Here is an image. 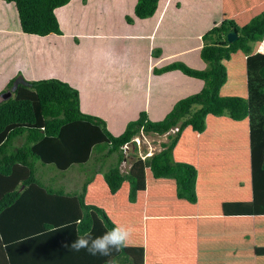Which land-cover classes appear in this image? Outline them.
Here are the masks:
<instances>
[{"label":"crops","instance_id":"obj_1","mask_svg":"<svg viewBox=\"0 0 264 264\" xmlns=\"http://www.w3.org/2000/svg\"><path fill=\"white\" fill-rule=\"evenodd\" d=\"M200 1L160 0L152 17L139 19L135 14L138 0H71L66 6L55 10L63 35L40 37L24 33L18 11L11 7L14 4H5L0 0V22L10 21L8 14L17 20V24L14 21L17 27L0 25V94L8 89L13 79L18 83L58 79L79 91L82 113L103 119L114 136L124 133L128 124L137 120L141 113H146L151 121H162L177 104V100L195 92L199 93L204 87V81L189 77L181 71L157 74L156 70L177 62L195 70L208 68L201 57L205 45L203 36L214 27L204 29V21L209 11L207 6L213 5L220 9L219 24L231 19L239 26H245L264 12V0H214V4L212 0H205L203 3ZM175 3L177 6L174 8ZM193 9L197 11L194 20L191 17ZM206 9L208 10L205 11ZM174 10L179 14L174 13ZM181 12L190 14L180 27L175 20L179 19ZM214 25L217 26V23ZM244 55L243 53L246 61ZM235 58L233 56L231 59L234 65ZM225 64L227 66V62ZM247 94L246 84L242 96ZM191 133L198 140L196 146L199 153H196L199 157L195 161L183 160L184 156H181L185 153L182 145ZM166 139L168 140V135ZM167 140L161 142L160 149ZM224 140H228L229 146L233 148L229 151L228 159H232L230 164L235 161L238 165H250L245 167L247 175L250 171L249 179L250 176L252 178L249 119L234 121L227 116L209 115L204 133H195L191 127L183 132L174 151L175 161L194 163L197 170L205 168V164L211 163V157L204 159L200 154L206 150L219 151V146L226 147ZM212 142L216 145L213 150ZM221 157L225 159L222 154ZM218 159L222 161L221 158ZM147 173L151 176L152 172L150 169L146 170V190L138 193L135 203L129 201V182H124L121 189L112 194L104 175L98 173L89 183L85 196L87 205L100 207L109 213L120 215L129 211L123 208H131L134 214L140 212L144 216V243L132 246L144 247L145 264H165L164 261L174 259L185 262L187 257L183 254L180 256V252L194 245L202 253L197 256V259L200 258L198 264H219L224 259L220 249L230 241L220 231L214 232L218 223L224 224L226 228L241 226L235 243L239 246L242 238H250L248 242L243 240L240 247L248 252H252L248 247L255 250L247 264H264V215L249 217L223 214L225 203L253 200L250 187L249 190L242 187L243 179L239 180L240 189L236 185H223L221 189L213 190L209 187L211 190L207 192L208 186L197 177L198 200L191 204L177 198L174 179H157L159 183H155L150 176L147 180ZM63 177L65 178L61 176ZM84 184L85 182L81 183L76 190V186L72 188L71 184L66 186L63 183L59 190L80 193ZM165 189L172 193V198L162 195ZM166 199H170L174 206L173 211L167 214L162 213V209L168 206ZM208 200H213L214 205H207ZM108 216L111 219L109 214ZM119 224H124V221ZM202 224H208L204 231L201 229ZM158 227L161 232L157 230ZM194 227H197L195 232ZM179 228H187L185 239L177 237ZM172 232H175L174 239H170L167 244H160L162 241L159 242L158 239L165 236L168 240ZM229 235L236 237L234 230ZM56 238L49 240L50 245L47 246H50V257L45 258L43 264H48L51 260H55L52 264H131L123 257L118 260V257L107 259L103 253L100 256V250L93 248L97 243L90 236L80 237L83 240L79 243L71 244L68 241L60 247H56L57 243H54ZM44 239L43 242H46ZM126 245L129 246L127 243ZM150 246L155 252L157 250L158 253H164V257H149L147 250ZM237 257L240 258L239 255Z\"/></svg>","mask_w":264,"mask_h":264},{"label":"trees","instance_id":"obj_2","mask_svg":"<svg viewBox=\"0 0 264 264\" xmlns=\"http://www.w3.org/2000/svg\"><path fill=\"white\" fill-rule=\"evenodd\" d=\"M1 1L16 6L24 33L40 37L63 35L55 10L71 0ZM159 1L138 0L136 16L152 17ZM233 31L239 38L230 44L227 35ZM203 40L201 57L208 64L206 70L178 62L156 70L157 74L181 71L204 81L203 89L180 100L162 121H151L141 113L120 136H114L103 119L82 113L79 91L58 79L21 82L12 98L0 101V264H43L50 257L49 240L57 237L54 243L60 247L68 241L79 243L85 236L97 243L93 248L100 250V256L103 253L107 259L123 257L131 264H145L144 247L127 246L106 211L85 203L92 179L85 182L80 193L55 190L42 184L37 163L66 172L75 165L87 164L96 151L102 154L99 160L117 153V165L104 173L112 194L129 182V201L135 203L138 193L146 190V170L150 169L155 179H174L177 198L195 204L198 170L192 164L175 161L174 151L188 127L198 134L206 131L209 115L227 116L234 121L249 119L250 124L253 200L225 203L223 214L264 215L263 44L255 53L264 40V12L245 26L226 19L207 32ZM238 52L246 58L248 94L222 95L229 77L225 62ZM15 82L13 79L0 98L13 89ZM174 129L178 130L172 135ZM142 132L168 135V142L145 160L133 153L132 166L123 173L120 166L125 157L121 148ZM18 139L24 140L20 146L15 143ZM77 221L80 222L76 224Z\"/></svg>","mask_w":264,"mask_h":264},{"label":"rangeland","instance_id":"obj_3","mask_svg":"<svg viewBox=\"0 0 264 264\" xmlns=\"http://www.w3.org/2000/svg\"><path fill=\"white\" fill-rule=\"evenodd\" d=\"M204 1L205 0H201L200 2L203 3ZM212 3L214 4L215 1L212 0ZM176 6H177V3L174 4V8ZM11 7L14 11L17 10L15 8L16 7L15 5H12ZM207 7L209 8V11L207 12L206 19L204 21L206 24L204 29H207V27H209V26H215L214 24H216V23L219 26L220 24L218 23V21L221 18L220 14H219L220 9L217 7H214L213 5L207 6ZM187 9H188V5H187ZM214 9H215V11H214ZM193 10L194 11H193L191 17L194 20L197 17V15H196L197 11L195 9H193ZM207 10L208 9H206L205 11H207ZM173 12L179 14L176 10H174ZM180 14H181V16L179 17V19L175 20V23L177 25H180V27H181V26H183V24H181V23L183 22V20L186 17H189L188 14H190V13L189 12H181ZM200 17H202V15ZM8 20H10L12 22H10V21L5 22V23L0 22V25L3 26V24H8L9 26H15V22L17 24L16 18L14 16L12 17L11 14H8ZM190 20H191V18H190ZM15 27H17V26H15ZM186 29L188 30L189 28H186ZM263 44H264V41H263ZM261 46H262V44H260L256 48L255 53H258ZM263 47H261V50L264 49ZM233 56L234 57L236 56L235 65L233 64V60L227 61V66H228V70H229V78H228L226 85L223 87V90L221 91V93H222V95H234V96L239 95V96H241L243 91H245L246 84H247L246 61L244 60L243 53H241V52H238L237 54H235ZM197 93L198 92L189 94L187 96H184V98L189 97V96L194 95V94H197ZM184 98H181V99H184ZM1 100H2V98H0V101ZM180 100H177L176 103H178V101H180ZM171 111H172V108L170 109V111L168 113H170ZM175 132H177V129H174V131H171V134L173 135ZM166 140H167L166 135L160 137V136L154 135V134H140L137 138H134L135 142L134 143L130 142V146H129V153L130 154H128L127 156L124 155V157H125L124 161L125 160L126 161L125 162L123 161V163L121 164V166H120L121 171L123 173H128V171L132 165V162L134 160L133 153L135 155H137L138 157L144 156L145 153H148V152L151 155L158 153L162 150V149H160L161 142L164 143V141H166ZM224 141H225L224 144L226 145V147H220L219 146V148H218L219 151H207L206 150L205 153L200 154V157H202L204 159H208L209 157H211L210 158L211 163L205 164L206 165L205 168H202V167L199 168L198 177L201 178L202 182L208 186L207 192H209L211 189L214 190L215 188L221 189L223 185H227L228 187L236 185L240 189V187H241L240 182H239L240 179H243L244 185H242V187H244L245 189H248V190L250 187V190L252 191V188H251L252 178H251V176L249 179L250 171L248 172V175L246 172V167H248L250 165H247V166L244 164L238 165L235 163V161H232L235 164H233V163L230 164V161L232 159L230 161L228 159L229 154H230L229 151L232 150L233 148L231 146H229L228 140H224ZM23 142H24L23 139H18L15 143H16V145L20 146ZM167 142H168V140H167ZM197 143H198V140L196 138V135H194L193 133L189 134L187 141L184 142L182 145L183 151L185 152L183 155H181V156H184L182 158L183 160L188 159L191 161H195L194 159L199 157V155L197 154V153H199L197 151V146H196ZM215 146H216L215 143L212 142V146H211L212 150L214 149ZM219 153L224 155L225 159H222L221 154L218 155ZM101 156H102V154H98L96 151L93 154L91 161H89L87 164L75 165L70 170H68L66 172L59 171L53 165L45 166L39 162V163H37L38 177H39L40 181L42 182V184H44V183L49 184L50 183L47 186L54 188L55 190L61 189V187H62L61 185L63 183L66 186L71 184L72 188L76 186L75 189L78 190L81 183L86 182L88 179H93L97 173L104 175L105 172H107L109 169L115 167L118 163L119 155L117 153H114L107 160L106 159L99 160V158ZM218 158H221V160L223 162L220 161ZM183 162L194 165V163H190L188 161H183ZM98 170H100V172ZM243 175H244V177H243ZM61 176H65V178L64 177L61 178ZM149 176H150L149 173H147V180L149 179ZM150 178H152L153 182L159 183V181L157 179H155L152 174H151ZM52 182H57V183L54 184ZM249 182H250V184H249ZM161 187L165 188L164 185H162ZM209 187H211V189H209ZM221 193H222V191H221ZM162 195H166L169 198H172V193L170 191H168L167 189H165L163 191ZM155 198H156V196L153 197L152 202H154ZM165 202L168 204V206H167V208L162 209V211L164 210L162 213L167 214V213L172 212L174 209V206H173V204L171 205V200L166 199ZM209 204L214 205L213 200H208L207 205H209ZM153 209L156 210L158 208H153ZM123 210H129V211H126L124 214L120 213V215H117L114 213H109L107 210L106 211L110 215L111 220L114 223H116V225L119 227L121 233L123 234V236L125 238V242L129 246L143 244L144 243L143 239H144V234H145V232H144L145 226L143 223V217L144 216L142 217V214L140 212L137 215L134 214L131 211V208H127V209L123 208ZM159 211H161V210L159 209ZM186 211L187 210H179V212H186ZM164 216H167V215H164ZM122 220L124 221V224L121 225V224H119V222ZM150 221L152 222V219H150ZM195 221H197V220H195ZM206 227H208V224H202L201 229L204 231V230H206L205 229ZM196 229H197V227H194V229H193L194 232L196 231ZM241 229H242L241 226L234 227V228L231 226H228L226 228L224 226V224H219V223L214 227V232L220 231L221 235L226 237V239L228 241H230V243L224 245L223 248L220 249L222 254L224 255V259H222L219 262V264H240L241 261H242V264H247L248 260H250L253 257V254L255 253L254 249H252L251 247H248L252 251V252H248L245 249H242L240 247V246H242L243 240L248 242L250 238L244 237V238H242V241L239 240L240 241L239 246L235 243V239L238 237V233L240 232ZM157 230H160V232H161L160 227H158ZM177 230H179V232H176V229H175L177 237H181V238L185 239L186 232H188L187 228H185V229L179 228ZM232 230H234V234L236 235V237H234V238H233V236L229 235V233ZM175 232L170 233L171 235L168 236V240H166L165 236H163V237L159 238L158 241L159 242L162 241V243H160V244H167L168 241H170V239H174ZM236 232H237V234H236ZM191 239H192V237L190 238L189 241H191ZM182 247H184V246L182 245ZM196 247H198V246L194 245V246L190 247L189 249H186V250H183L180 252V256H181V254H183L187 257V260L185 262H178L175 259L173 261H164V260L163 261L165 262V264H180V263L198 264L199 263L198 259H200V258L197 259V256L198 255L201 256L202 253L198 252ZM147 251H148L149 257H153L155 259H160V258L164 257L163 256L164 253H158L157 250L155 252L154 248H152L151 246H150V249H148ZM164 251H166V248H164ZM235 253H238V254H235ZM237 255H239L240 258H238Z\"/></svg>","mask_w":264,"mask_h":264},{"label":"water","instance_id":"obj_4","mask_svg":"<svg viewBox=\"0 0 264 264\" xmlns=\"http://www.w3.org/2000/svg\"><path fill=\"white\" fill-rule=\"evenodd\" d=\"M227 38H228V42L230 44H234L238 40L239 36H238V34H237L236 31H233V32H231V33H229L227 35ZM18 85H19V83L17 81L15 83L13 89L11 91H9V92L4 93L1 98L4 99V100H9L10 98H12L13 92L16 90V88L18 87Z\"/></svg>","mask_w":264,"mask_h":264},{"label":"built area","instance_id":"obj_5","mask_svg":"<svg viewBox=\"0 0 264 264\" xmlns=\"http://www.w3.org/2000/svg\"><path fill=\"white\" fill-rule=\"evenodd\" d=\"M141 134H144L143 132L141 133ZM135 141L133 140L132 141V143H134ZM129 146H130V143H128V144H126V145H124L123 147H122V150H123V154L124 155H128V154H130L129 153ZM153 155V154H152ZM151 154H149V152L148 153H145V155L144 156H141L140 158L141 159H143V160H145L146 158H148V157H150V156H152ZM126 161V160H125ZM124 161V162H125ZM131 168V167H130Z\"/></svg>","mask_w":264,"mask_h":264},{"label":"clouds","instance_id":"obj_6","mask_svg":"<svg viewBox=\"0 0 264 264\" xmlns=\"http://www.w3.org/2000/svg\"><path fill=\"white\" fill-rule=\"evenodd\" d=\"M264 41V40H263ZM261 44H263V42L261 43ZM264 54V53H263ZM178 130V129H177ZM172 131H174V130H172ZM133 141V140H132ZM122 149V148H121Z\"/></svg>","mask_w":264,"mask_h":264},{"label":"bare ground","instance_id":"obj_7","mask_svg":"<svg viewBox=\"0 0 264 264\" xmlns=\"http://www.w3.org/2000/svg\"><path fill=\"white\" fill-rule=\"evenodd\" d=\"M263 46H264V44H263ZM263 46H262V47H263ZM263 48H264V47H263ZM263 50H264V49H263Z\"/></svg>","mask_w":264,"mask_h":264}]
</instances>
